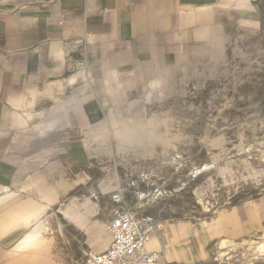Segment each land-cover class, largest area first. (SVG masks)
Returning a JSON list of instances; mask_svg holds the SVG:
<instances>
[{"label": "crops", "instance_id": "obj_1", "mask_svg": "<svg viewBox=\"0 0 264 264\" xmlns=\"http://www.w3.org/2000/svg\"><path fill=\"white\" fill-rule=\"evenodd\" d=\"M263 18L264 0H0V264L105 251L112 194L129 184L114 154L154 156L160 131L143 122L207 86ZM152 213L161 264H210L264 232L263 193L193 222Z\"/></svg>", "mask_w": 264, "mask_h": 264}, {"label": "rangeland", "instance_id": "obj_2", "mask_svg": "<svg viewBox=\"0 0 264 264\" xmlns=\"http://www.w3.org/2000/svg\"><path fill=\"white\" fill-rule=\"evenodd\" d=\"M261 24L255 36L232 41L207 86L158 105L159 119L143 122L141 133L160 131L146 139L157 145L154 156L114 154L115 178L129 181L115 189L131 210L193 222L235 198L264 194V18ZM219 247L210 264H264V232Z\"/></svg>", "mask_w": 264, "mask_h": 264}, {"label": "built area", "instance_id": "obj_3", "mask_svg": "<svg viewBox=\"0 0 264 264\" xmlns=\"http://www.w3.org/2000/svg\"><path fill=\"white\" fill-rule=\"evenodd\" d=\"M114 205L106 228L109 247L102 252H88L83 264H161L162 254L147 247V240L160 228L148 214L136 215L125 205L123 196L112 194Z\"/></svg>", "mask_w": 264, "mask_h": 264}, {"label": "bare ground", "instance_id": "obj_4", "mask_svg": "<svg viewBox=\"0 0 264 264\" xmlns=\"http://www.w3.org/2000/svg\"><path fill=\"white\" fill-rule=\"evenodd\" d=\"M151 216V215H150ZM152 217V216H151ZM152 220L154 221V218L152 217Z\"/></svg>", "mask_w": 264, "mask_h": 264}]
</instances>
